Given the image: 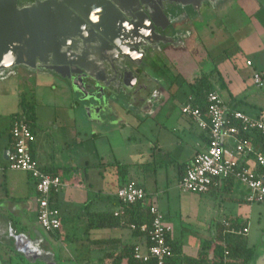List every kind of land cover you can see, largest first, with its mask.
Returning a JSON list of instances; mask_svg holds the SVG:
<instances>
[{"label": "crops", "instance_id": "crops-1", "mask_svg": "<svg viewBox=\"0 0 264 264\" xmlns=\"http://www.w3.org/2000/svg\"><path fill=\"white\" fill-rule=\"evenodd\" d=\"M263 2L264 0L225 1L224 4L216 6V8L211 11V15H213L214 18L212 17L211 19V16H208L209 20L205 21L206 24L200 31L202 39L207 38V41L215 44H222L227 39L231 40L234 45V49L238 48L242 55H244L245 62L242 65L237 63L236 53L228 54L225 51L220 56L218 55L215 59L216 62L214 67L222 76V81L225 86L222 89L227 92L226 97H223L222 89L217 91L232 108L242 110L253 117H260L264 114L263 109L258 110L256 102L249 101V99H252L251 97L255 96L251 91L252 87L255 89H262L254 86L255 83L253 75L254 72L257 71L264 73ZM241 10L247 18L246 21L242 20V22H240L237 18ZM191 45V50L195 49L196 46L200 48V45H196L194 41L191 42ZM242 47H244L246 51H244ZM240 52L239 54H241ZM184 55H189V52ZM185 59L186 57L184 60ZM247 60L252 61L251 66L247 65ZM199 69L200 70H198V72L193 73V77L200 72L209 73L211 71V69ZM186 79L188 78L186 77ZM42 82L45 84L47 80H40V83L37 85ZM1 87L4 91L5 89H14L10 85H6V83H2L0 85V91ZM1 94L2 93H0V95ZM4 101L9 102V99L5 98ZM169 102L170 101L164 102L159 105L156 112L154 114L151 113L152 116L158 114V112H161L163 109L167 110L168 105L170 104ZM19 112H12L10 114L8 126L6 127L8 131V139L3 137L2 130H0V264H31L32 261H36L37 258L40 257L38 252H41L39 251V246L37 245L38 237H43L42 239L45 240L44 243L47 244V249L52 247L53 253L56 255L57 250L54 248L52 240L57 242L62 237V233L61 237L56 238L52 235L53 233L46 232L38 222V194L35 188L34 179L24 171L9 169L8 160L4 158L5 151L12 147V138L9 131L12 117L15 113ZM184 116L186 121H183L184 118L181 119L183 123L184 138L176 141L170 133H167V135L164 134L163 136L161 133L156 138V144L150 151L151 157L161 159L159 161H163L161 156L162 154L167 155V163L173 164L171 171L172 174H174L173 177L175 178L176 184L183 177L187 165L193 160L194 156L198 152L207 147L209 141V133L206 130L199 128L191 117L187 115ZM87 122L89 121L87 120ZM112 124L113 127L107 129L110 135H122V131L125 133V130L122 129L124 128L122 122L117 121ZM93 125L94 124L90 122V126ZM93 129L94 128L92 127L91 130L93 131ZM97 134L100 133H91L94 138L95 136H98ZM131 139V136L126 138L128 143H131ZM256 139L259 138L256 137ZM260 143L261 141L256 142V144ZM33 147L35 158L40 165L42 167H55L58 169L59 175L63 177L66 183L65 188L59 191L56 195L57 206L60 209L62 216L61 228L63 227L65 218L61 207L63 205H71V210L75 211L73 217L68 216L70 220H74L76 215H80L79 218L84 217L86 212L84 207L87 204H89L88 209L90 211H115L119 208L120 204L115 192L120 186L121 180L119 179L116 166L112 164L114 162H106L100 154H97V158L92 164L88 160H84L82 163L81 161H70L67 156V151L57 152V150L54 149L53 153L47 154L46 160L44 159L45 164H42L40 160L42 150L38 143L36 131ZM110 167L116 172L113 178L110 175ZM66 168L68 169L65 170ZM167 171L168 170H166V172ZM155 172H157V170ZM128 173L130 174V169L128 170ZM127 179H134L132 181L143 185L147 189L149 195L146 202L150 205H157L160 209H162L167 221H171V224H173V221L176 220L177 217H181L184 221L186 215L191 216V214H187L188 210L186 208L188 204L184 205L181 197L178 198L177 203H174L172 196H176V192H174L176 189L173 187H171V189L174 191L156 190V192H152L146 184L148 177L145 176V174L138 177L135 173V168L132 170L131 174L128 175ZM237 182L238 181L233 179V181L227 182V185H215L209 193L224 194L227 191L233 193L235 190H238L235 185ZM68 186L69 190L65 193V189ZM83 191H87L84 196L82 194ZM164 191H167L166 197L161 196ZM91 194H94L93 199H90ZM77 195H82L78 201L76 199ZM247 195V192L245 193L244 190H241L240 193L234 195L233 198L237 202L242 203L248 201ZM232 217H240L243 219L240 215ZM227 218L225 220H227ZM172 226H174V224ZM39 227L42 228L44 232L41 231ZM207 228L210 230L209 234L203 240H200L197 249L192 251H189L187 246L190 247L189 243L196 241L194 237L187 239V246L181 237L177 238L175 231H172V238L182 241L183 254L197 257L200 253H206L208 258L211 259L210 264H219V257L215 254L213 246V242L218 234L217 222L211 224ZM115 229H117L116 232L112 233L113 235L111 236L93 237L92 239L117 237L135 245L145 244L146 242L145 236H133V232L129 227H117ZM124 229L127 230V234L125 236L123 232ZM211 240H213V242L209 247H203L205 241L207 243ZM88 245L89 247L86 248L87 251L85 252L91 253L90 257L95 259L96 264H109L108 259L104 260V263H101L99 260L103 250L98 248V246L90 244V241ZM76 247L77 251H82L80 250L82 247ZM33 252L35 253L34 256L32 255ZM250 262L248 264H250ZM251 264H255V262L253 261Z\"/></svg>", "mask_w": 264, "mask_h": 264}, {"label": "rangeland", "instance_id": "rangeland-1", "mask_svg": "<svg viewBox=\"0 0 264 264\" xmlns=\"http://www.w3.org/2000/svg\"><path fill=\"white\" fill-rule=\"evenodd\" d=\"M206 18L207 16H204V19ZM237 18L240 22H242V20L246 21L247 19L242 10ZM201 42L203 44L200 45V48L196 46L189 55L182 56L181 53L175 55L176 57H180V59H176L179 63V70L182 71L188 79H191L193 73L200 70L199 68L205 70L214 68L215 59L225 51L228 54L236 53V60L239 65L245 62L244 55H242L238 48L234 49V45L229 39L222 44H215L207 41V38L202 39ZM242 48L246 51L244 47ZM239 52L241 54H239ZM185 57L186 59L184 60ZM14 81H17L20 86L17 83L13 90L5 89L4 91L1 87L0 91V93H2L0 95V130H2L3 137L8 139L6 127L8 126L10 114L12 112L21 111L18 102L21 92H23L28 101L35 102L36 105L38 118L36 133L38 143L42 150L40 158L42 164H45L47 154L53 153L54 149H56L57 152L67 151V156L70 161H81V163L84 160H88L92 164L97 158V154H100L106 162H114L112 164H127L130 169V174L134 168L138 177L145 174V176L148 177L146 184L152 192H156V190L174 191L171 189V187H173L176 189V191H174L176 192V196H172L174 203H177L178 198L181 197L183 204H188L186 208L188 210L187 214H191V216L186 215L184 221L181 217H177V219L173 221V231H175V235L177 238L181 237L186 246L188 245L187 239L192 237L195 238L196 241L189 243L190 247L187 246L189 251L197 249L199 241L203 240L209 234L210 230L207 228L208 226L216 222H223L227 217L240 215L244 220L248 221L247 236L249 244L256 250L255 257L251 260L252 262H250V264L253 263V261L255 264H263L264 203L253 200L242 203L237 202L233 198L234 195L240 193L241 190H244L245 193H249L247 187L238 182L235 184L238 190H235L233 193L227 191L224 194H198L183 191L179 188L178 183L176 184L175 178L173 177L174 174H172L171 171L173 164L167 163V155H161L163 161H159L161 159L156 157L153 158L150 155L151 148L155 146L156 138L159 134L162 133L163 136L164 134L167 135V133H170L176 141L184 138L181 119L184 118L183 121H186L185 114L182 111V105L188 93L186 84L182 87L183 91L181 90L176 98L170 100L167 110L163 109L161 112L159 111L160 113L158 112V114L153 116L151 113L154 114L158 107L155 109L154 106L151 112L146 109L143 111L141 110V113H139L138 110L137 114L140 116L131 122L128 120L130 125L125 129V133L122 131V135H110L107 131L109 127L97 125L90 126V122H87L85 112L89 113V111L86 110L88 107L84 108V104L79 95L81 91L84 93L83 89H85V83H83V81L80 80L79 83L75 81L73 90L65 87V84L60 80H53L52 78L48 79L45 84L42 82L39 85L36 84L40 83V80L38 83H34L33 80L22 83L20 82V78H15ZM6 85H9V83L6 82ZM254 86L259 87L256 84ZM259 88L262 89H255L252 87L251 91L255 96L251 97L252 99H249V101L256 102L258 110L263 109L264 111V83L263 86ZM84 94V96H86V93ZM222 94L225 98L227 92L222 89ZM101 95L107 100V95H105L103 91H101ZM5 98L9 99V102H5ZM87 98L88 96L85 97V99ZM107 101H110V97H108ZM108 112L112 114L110 109L107 113ZM100 116L99 114L96 119H99ZM196 125L198 126L197 123ZM92 127L94 128L93 131L91 130ZM94 132L100 134H97L98 136L94 138V136L91 135V133ZM128 136L132 138L131 143H128L126 140ZM109 169H111V167ZM156 170L157 172H155ZM166 170L168 171L166 172ZM115 173L114 169L110 170L112 178ZM68 188L69 186L66 187L65 193L68 192ZM85 193H87V191L82 192L83 196ZM166 195L167 191L161 194L163 197H166ZM81 196L82 195H77V201ZM93 198L94 194H91L90 199ZM70 206L71 205L61 206L65 216L63 227L61 228L62 237L57 242L52 240L57 254H54L55 258H52V260H50L51 262L47 261V264H96L95 259L90 257L91 253L85 252L87 251L86 248L89 247L90 238L111 236L117 229L105 228L93 230L89 234V231L86 229L84 217L79 218L80 215H76L74 220H70L69 217H73L75 213V211L71 210L72 207ZM40 229L44 232L42 228ZM123 232L125 236L127 230L124 229ZM76 246L82 247L80 249L82 251H77Z\"/></svg>", "mask_w": 264, "mask_h": 264}, {"label": "flooded vegetation", "instance_id": "flooded-vegetation-1", "mask_svg": "<svg viewBox=\"0 0 264 264\" xmlns=\"http://www.w3.org/2000/svg\"><path fill=\"white\" fill-rule=\"evenodd\" d=\"M225 1L229 0H17L19 8L47 3L62 14L65 30L60 31L56 59L70 63L61 65L53 62V56L43 55L33 63L1 70L0 85L7 82L15 89V78L22 83L52 78L73 90L74 82L81 80L88 96L79 93L84 108L88 107L87 120L107 128L120 121L125 130L128 120L140 116L138 110L151 112L173 99L171 74L182 76L176 87L188 80L175 55L191 53L192 41L203 44L201 28L208 16L214 18L211 11ZM68 72L72 80L60 76ZM99 114L102 119H96ZM42 238H37L40 257L31 264H47L55 258Z\"/></svg>", "mask_w": 264, "mask_h": 264}, {"label": "built area", "instance_id": "built-area-1", "mask_svg": "<svg viewBox=\"0 0 264 264\" xmlns=\"http://www.w3.org/2000/svg\"><path fill=\"white\" fill-rule=\"evenodd\" d=\"M247 65H252L247 60ZM254 83L262 87L264 73L254 72ZM206 112L191 103L182 105L185 115L191 117L201 129L209 131L210 140L207 147L198 152L187 165L178 186L183 191L192 193H209L213 186L220 185L224 179L232 178L247 187L248 201L264 203V149L256 144V137H264V114L253 117L242 110L232 108L218 91L209 93ZM251 134V137H243ZM12 150L8 155V167L28 173L35 181L37 191V219L40 226L48 233L60 229L62 225L61 212L52 200V193H58L65 188L66 183L59 174H52L42 169L33 156L31 143L35 134L30 125L15 117L10 126ZM120 206L115 215L125 213V205L146 201L149 192L135 181H129L119 186L115 192ZM152 223L140 226L141 231L148 232L145 244H136L134 257L144 261L155 258L158 264H166V258L171 253V245L167 235L172 233L173 226L167 221L164 213L157 205H150ZM228 231L235 234H247L248 227L236 228L224 220ZM131 229L137 228L135 224ZM233 259L226 252L225 263Z\"/></svg>", "mask_w": 264, "mask_h": 264}, {"label": "trees", "instance_id": "trees-1", "mask_svg": "<svg viewBox=\"0 0 264 264\" xmlns=\"http://www.w3.org/2000/svg\"><path fill=\"white\" fill-rule=\"evenodd\" d=\"M169 77V74L167 75ZM171 87L170 92L172 94V98H176L178 93L182 90L184 84L188 87V93L186 95L185 103H191L195 107H200L203 113L206 112L207 108V99L208 95L211 92L217 91L219 89L224 88V83L222 81V76L219 71L214 67L211 69L209 73L200 72L196 76H194L191 80H183L180 81L181 85L174 86V84L182 78L181 74H171ZM176 87V88H174ZM183 91V90H182ZM19 106L21 107V111L19 113H15L12 117V120L17 117L25 122H27L32 128L34 134L38 127L37 121V113H36V105L35 102L28 101L26 96L21 92L19 99ZM184 103V104H185ZM208 133L209 131L206 130ZM243 137H251V134H245ZM261 141V148L264 149V137L261 135L257 136ZM210 140V137H208ZM35 141V140H34ZM34 141L31 143V151L33 156L34 154ZM209 142V141H208ZM12 150V147L10 148ZM118 171L119 179L121 180L120 186L126 184L128 180V170L129 167L127 164L116 163L114 164ZM42 167V166H41ZM42 169L46 172L52 174H59L58 169L55 167H42ZM66 168L65 170H67ZM186 171V169H185ZM233 181L232 178L224 179L220 185H227V182ZM144 187L141 184H138ZM57 193H52V200L56 202ZM119 204L120 201L118 200ZM89 204L85 206V222L86 229L89 233L92 230L105 229V228H117V227H129L131 224H135L137 228L131 229L133 232V236H141L146 238L148 237V232L141 231L140 226L143 224H147L148 226L152 223V214L150 213V204L146 201H138L136 203L125 205V213L123 215H115L114 210H104V211H90ZM62 221V216H61ZM227 221L230 222V225L236 228H243L248 226V221L241 219L240 217H230L227 218ZM62 226V225H61ZM218 226V234L215 238L214 242L211 240L210 242H204V246H210L212 242L214 243V251L215 254L219 257V264H226L224 259L226 256V252H228V256L232 258V261H229L228 264H248L255 256L254 247L249 245V239L247 234H235L228 231V227L225 226L224 222H217ZM56 238L61 237V227L60 229L51 232ZM149 240V237H148ZM167 240L171 245V253L166 258V264H210L211 259L208 258L206 253H200L197 257H192L183 254L182 252V241L179 239L172 238V233L167 235ZM90 244L94 246H98L103 253L99 258L101 263H104V260L108 259L109 264H158L155 258L150 259L149 261H144L141 259H137L134 257V247L135 244L123 241L117 237L110 238H102V239H92L90 238Z\"/></svg>", "mask_w": 264, "mask_h": 264}, {"label": "water", "instance_id": "water-1", "mask_svg": "<svg viewBox=\"0 0 264 264\" xmlns=\"http://www.w3.org/2000/svg\"><path fill=\"white\" fill-rule=\"evenodd\" d=\"M61 16L49 9L47 3L19 8L17 0H0V71L33 63L43 55L53 56L55 63L69 65V61L56 59L60 31L65 30ZM60 76L72 80L70 72ZM9 152L10 149L5 151V159Z\"/></svg>", "mask_w": 264, "mask_h": 264}]
</instances>
